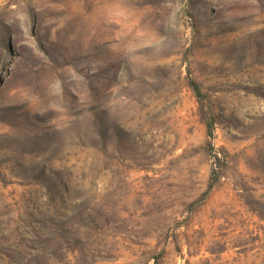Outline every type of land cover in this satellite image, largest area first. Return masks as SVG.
Instances as JSON below:
<instances>
[{"label":"rangeland","instance_id":"rangeland-1","mask_svg":"<svg viewBox=\"0 0 264 264\" xmlns=\"http://www.w3.org/2000/svg\"><path fill=\"white\" fill-rule=\"evenodd\" d=\"M0 264H264V0H0Z\"/></svg>","mask_w":264,"mask_h":264},{"label":"trees","instance_id":"trees-1","mask_svg":"<svg viewBox=\"0 0 264 264\" xmlns=\"http://www.w3.org/2000/svg\"><path fill=\"white\" fill-rule=\"evenodd\" d=\"M194 85V88L197 90L198 89V86L196 84H193Z\"/></svg>","mask_w":264,"mask_h":264}]
</instances>
